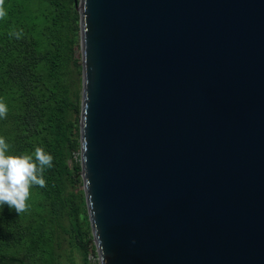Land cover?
<instances>
[{"label":"water","instance_id":"water-1","mask_svg":"<svg viewBox=\"0 0 264 264\" xmlns=\"http://www.w3.org/2000/svg\"><path fill=\"white\" fill-rule=\"evenodd\" d=\"M100 264H264V0H75Z\"/></svg>","mask_w":264,"mask_h":264},{"label":"trees","instance_id":"trees-1","mask_svg":"<svg viewBox=\"0 0 264 264\" xmlns=\"http://www.w3.org/2000/svg\"><path fill=\"white\" fill-rule=\"evenodd\" d=\"M2 7L0 100L8 113L0 136L11 153H51L53 166L45 187L31 188L26 211L0 209V264H57L61 229L90 264L96 247L81 176L79 10L75 0H3Z\"/></svg>","mask_w":264,"mask_h":264},{"label":"clouds","instance_id":"clouds-1","mask_svg":"<svg viewBox=\"0 0 264 264\" xmlns=\"http://www.w3.org/2000/svg\"><path fill=\"white\" fill-rule=\"evenodd\" d=\"M0 0V18L5 15ZM19 38V33H16ZM8 107L0 100V119L7 116ZM53 166L51 153L37 147L34 153H11L6 138L0 136V209L5 205L19 215L26 211L33 186L45 187L44 172Z\"/></svg>","mask_w":264,"mask_h":264},{"label":"rangeland","instance_id":"rangeland-1","mask_svg":"<svg viewBox=\"0 0 264 264\" xmlns=\"http://www.w3.org/2000/svg\"><path fill=\"white\" fill-rule=\"evenodd\" d=\"M79 52L81 54V49ZM85 215L86 214L84 211L80 213V218L83 221V224H86ZM63 224L65 225L64 228L66 230L70 228V224L68 220L63 219ZM59 234H60L59 240L61 241V248L58 250L59 258L57 259V264H84V254L78 246L70 243V238H69L70 234L67 233L64 229H61ZM11 254H15V253H11Z\"/></svg>","mask_w":264,"mask_h":264},{"label":"built area","instance_id":"built-area-1","mask_svg":"<svg viewBox=\"0 0 264 264\" xmlns=\"http://www.w3.org/2000/svg\"><path fill=\"white\" fill-rule=\"evenodd\" d=\"M88 261L90 264H100V258L96 250L95 252L91 251L88 254Z\"/></svg>","mask_w":264,"mask_h":264}]
</instances>
